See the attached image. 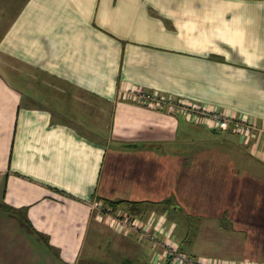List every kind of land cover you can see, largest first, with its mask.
<instances>
[{
    "label": "crops",
    "instance_id": "0c3cea01",
    "mask_svg": "<svg viewBox=\"0 0 264 264\" xmlns=\"http://www.w3.org/2000/svg\"><path fill=\"white\" fill-rule=\"evenodd\" d=\"M0 16L11 17L0 21L5 262L45 251L49 264L153 263L160 249L94 208L117 200L185 250L202 247L189 244L201 223L215 240L205 255L264 262V199L256 213L228 210L233 186L264 173V0H0ZM134 87L247 115L256 132L234 143L231 129L137 101Z\"/></svg>",
    "mask_w": 264,
    "mask_h": 264
},
{
    "label": "built area",
    "instance_id": "2783aa9c",
    "mask_svg": "<svg viewBox=\"0 0 264 264\" xmlns=\"http://www.w3.org/2000/svg\"><path fill=\"white\" fill-rule=\"evenodd\" d=\"M132 96L142 103L157 108L168 107L170 111H181L187 119L194 123H203L214 130L231 129L243 137H250L256 132V124L247 115L238 116L219 110L214 106H202L187 100H177L172 96H164L156 91L150 92L140 88L131 89ZM96 202L94 208L111 216L118 229L141 235L145 240L158 246L155 262L166 261V264H264L253 260L229 261L205 256H194L186 253L176 240L168 233L156 228L154 219L145 220L129 213L114 212L111 207L100 208Z\"/></svg>",
    "mask_w": 264,
    "mask_h": 264
},
{
    "label": "rangeland",
    "instance_id": "374dc122",
    "mask_svg": "<svg viewBox=\"0 0 264 264\" xmlns=\"http://www.w3.org/2000/svg\"><path fill=\"white\" fill-rule=\"evenodd\" d=\"M7 20H11V17H6V16H0V21L1 22H3L5 25H6V21ZM1 26H3V25H1L0 24V29H1ZM12 67H14V69L16 68V64L15 63H12V64H10ZM194 123V122H193ZM220 131V130H219ZM218 131V133L217 134H214V133H212V136H216V138L217 139H222V137H223V135L224 134H221V132H219ZM225 132V131H224ZM235 134H237V133H234V135H232V137H233V139H234V143H236L235 141L237 140V136L235 135ZM203 135V134H202ZM237 173H241L242 174V172H240V170H237L236 171ZM237 173H235L234 172V175L236 176V174ZM243 174H245V171L243 172ZM238 176H241V175H238ZM259 178V179H262V178H264V173H255V171L254 170H252L249 174L248 173H246V176L244 177V184L243 185H240V184H236V185H234L233 186V192H232V196H231V199L229 200L230 202H231V205L233 206V207H229L228 208V210H229V212L231 213V211L233 210V212H235L237 209V214H239V213H242V214H248V213H251L250 211L252 210V209H256V207H257V204H258V202H262V200L264 199V192H259V191H257L258 190V186H253V184L252 183H249V182H253L255 179L254 178ZM234 179H239V177H234ZM211 192H207V191H202V193H201V199H202V205H201V210L202 211H204L205 213H207V214H212L211 212H213V210L215 209V208H213L212 206H209V207H207L206 206V204H205V200H207L209 197H211ZM213 199V198H212ZM198 203V202H197ZM123 209H125V208H123ZM126 210V209H125ZM187 212H188V209H185ZM118 212V211H117ZM126 213H128L127 211H125ZM257 212V209L255 210V213ZM120 213V212H119ZM196 216V215H195ZM197 217V216H196ZM167 219H168V217H167ZM197 219H198V217H197ZM169 220V219H168ZM184 221V220H183ZM193 222V221H192ZM183 224H184V222H183ZM182 224V225H183ZM197 225H198V223L197 224H194L193 223V225L191 226V230H190V232H191V234H193V237H191L192 239V241L191 242H189V244H194V243H196V244H198L199 246H202V247H200V249L198 248V246L196 245V247H190V246H187L186 247V249L187 250H185L184 249V247L182 248L186 253H189V254H191V255H194V256H205V257H212V256H209V255H205L206 254V252L205 251H208V247L210 246V244H213L214 243V241L215 240H209V239H211L210 238V235H209V233L208 232H205L204 233V231L203 232H200L199 231V228H200V226L201 227H208V225H206V224H201L200 223V225H199V227H197ZM217 226V225H216ZM230 226V225H229ZM240 225L239 224H236V225H234V227L237 229L238 227H239ZM205 230V229H204ZM221 230V232H222V237H225V236H229V233L226 231V233H223V231H224V229H220ZM230 230H234L233 229V226L232 227H230ZM234 232V238H238V236L236 235V231H233ZM129 233H132V232H129ZM175 233V232H174ZM213 233V232H212ZM197 234V237H195L194 238V236ZM173 235V234H172ZM175 235H177L176 233H175ZM212 235H215V236H218L217 234H215V233H213ZM203 237H208L207 239H205V238H203ZM175 239V238H174ZM177 239V240H176ZM176 242H178V237H176ZM106 243H107V241H106ZM179 243H180V241H179ZM209 245H208V244ZM14 244V243H13ZM152 245H153V243H151ZM105 245V242H104V244H103V246ZM154 246V245H153ZM10 248H12V250H10L9 252L10 253H13V250H14V248H17V249H19V248H21V246L20 245H18V243H16L15 244V246L13 247V246H11ZM36 247H34V248H32V249H35ZM154 248H158V249H160L158 246H154ZM205 248L207 249V250H205ZM25 250H26V248H24ZM31 249V250H32ZM205 250V251H204ZM214 253H217V252H219L220 250H219V248H215L214 250H212ZM149 255V254H148ZM26 256H17V255H12V254H10V255H6V258H8V259H10L12 262H5V260H3V259H5V256H3L2 257V253L0 252V264H25V262H23V260H25L26 258L28 259V257H26ZM226 258H221V256L220 257H217L219 260H229V261H231L230 259H228V257L227 256H225ZM120 259L121 260V258H124V256H120V257H115V259ZM233 258H237V257H233ZM87 258L84 256V258H83V260H84V263H82V264H88V261L86 260ZM131 261H132V264H137V262L139 261H137L136 259H134L133 257H131ZM146 259V264H162V262H155L154 260H153V258H152V262L153 263H151V258L149 259V257L148 258H145ZM94 260H95V262H96V264H107V259H105L104 257H96V258H94ZM243 260H246V259H242V261ZM16 261V262H15ZM236 261H241V260H236ZM36 262H38V263H36ZM119 261H117V262H114V264H123V263H121V262H119ZM139 263V262H138ZM30 264H49V262H48V255H46V253H45V251H41V253H40V255L39 256H37L36 258H34L33 256L30 258ZM54 264H56V263H54ZM125 264H128V263H125ZM173 264V263H172Z\"/></svg>",
    "mask_w": 264,
    "mask_h": 264
},
{
    "label": "trees",
    "instance_id": "16d2710c",
    "mask_svg": "<svg viewBox=\"0 0 264 264\" xmlns=\"http://www.w3.org/2000/svg\"><path fill=\"white\" fill-rule=\"evenodd\" d=\"M105 203L108 204V206L112 207V209L114 211H117L123 205L129 206V208H130L129 210H130L131 214L134 213L135 215H138V213L140 211L139 203H132V202H129L126 200L105 201Z\"/></svg>",
    "mask_w": 264,
    "mask_h": 264
}]
</instances>
